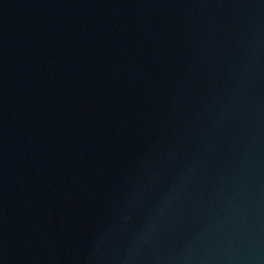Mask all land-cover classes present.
<instances>
[{"label": "water", "instance_id": "obj_1", "mask_svg": "<svg viewBox=\"0 0 264 264\" xmlns=\"http://www.w3.org/2000/svg\"><path fill=\"white\" fill-rule=\"evenodd\" d=\"M0 264H264V0H0Z\"/></svg>", "mask_w": 264, "mask_h": 264}]
</instances>
